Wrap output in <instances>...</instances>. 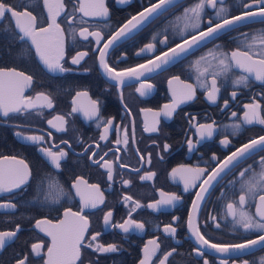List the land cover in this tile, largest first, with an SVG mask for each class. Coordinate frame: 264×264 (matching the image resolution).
<instances>
[{
	"label": "flooded vegetation",
	"instance_id": "flooded-vegetation-1",
	"mask_svg": "<svg viewBox=\"0 0 264 264\" xmlns=\"http://www.w3.org/2000/svg\"><path fill=\"white\" fill-rule=\"evenodd\" d=\"M15 11H23L25 8L36 17V27H47L51 23V15L43 0H3ZM53 10H58V0H51ZM91 0H63L64 10L57 16V23L63 31L65 59L64 67L69 69L65 73H50L41 62L30 39H20L19 28L15 25V18L9 12L0 18V69H16L33 77L32 84L24 91V96H31L36 101L37 93L49 95L53 102V108L37 107L36 109L22 110L19 113L10 114L5 118L0 114V157L15 156L24 160L30 167L31 177L28 183L21 189L5 192L0 195V204L13 203L14 209L0 208V232L15 231L17 225L20 231L6 246L0 250V264H17L19 259L27 257L26 264H46L47 248L51 245V237L35 227L40 219L51 220L58 223L64 219V211L71 208L73 212H81L88 218V230L85 234L84 246L81 248V258L77 264H140L145 258V246L151 249L153 245L149 241L155 240L159 249L155 255H151L149 264H160L163 256L175 249L166 264H203L207 258L209 264H261L264 260V245H257L246 250L242 254H217L213 250H205V257L197 256L195 248L198 246L188 228V219L191 215L193 223L199 226V230L212 240L213 243H242L246 239H255L258 233L245 232L238 225L234 226L231 217L225 219L226 203L234 202L241 193L242 179L259 174L264 169L259 163L264 157V151L257 152L244 160L231 172L224 175L223 179L206 194L203 201H197L198 211L193 210L192 203L196 200L195 193L199 187H189L184 191V184L178 178L173 179L171 171L181 165L192 168H206L209 172L217 167V160H224L231 152L235 151L252 138L264 135V125L255 123L242 124L245 105L257 103L260 116L264 118V81L249 76L247 82L237 85L235 81L242 75H246L243 69L233 66L221 74L218 61L212 56H207L211 51L218 55L220 52L230 55L232 51L260 52L257 44L253 49L247 46L253 37L264 34V20L254 21L237 26L230 31L219 35L206 46L195 50L164 69L145 73L139 78L126 79L121 87L111 80L99 64L98 51L92 38L84 41L78 36L81 27H88L89 31H100L105 39L115 30L125 24L132 16L142 11L143 8L156 3L158 0H126L120 4L117 0H104L108 8L107 17H87L79 12L81 4L87 6ZM200 0H183L157 15L140 30L122 39L113 49L106 50L107 63L115 67L117 71L145 64L148 59H154L181 41L180 33L185 31V25L190 21L185 16V9L193 7ZM249 0H217L216 8L206 5L201 20V28L207 27L206 21L213 19L217 22L215 13L220 8L227 9L226 16H231L243 11V4ZM74 16V23H67L66 15ZM190 26L185 34L195 32ZM76 34L75 39H73ZM54 38L55 32L53 30ZM167 36L168 44L160 43ZM155 38V39H154ZM103 43V42H102ZM149 43L156 45L151 54L138 55L140 49ZM219 46V47H217ZM77 52H88L79 65L71 63V57ZM201 56L207 58L201 62V72L208 69L206 83H211V73H216L217 87L220 89L215 103L207 99L205 78L197 80V70L193 62ZM225 63H229L228 60ZM173 76H179V81H173L170 86L168 81ZM146 82L153 85L147 95H141L137 89L140 84ZM184 84L196 86L195 98L179 105L170 118L162 114L157 117L164 105L172 104L173 89L179 93ZM204 84V86H202ZM87 91L88 97H76L77 92ZM123 98L121 99L120 93ZM236 92L233 98L232 93ZM179 99V96L176 97ZM90 100L99 102V117L88 119L81 111L73 112V108H79L81 104L87 105ZM228 106L224 107V101ZM130 109V113L125 109ZM150 109L151 111H145ZM235 112L237 115L232 116ZM64 116L66 123L55 121L54 117ZM113 119V127L107 134V139L100 140L104 134L103 120ZM159 123L156 124V120ZM53 120L63 131L53 128L47 123ZM218 126L213 137L205 138L196 149L189 151L186 141L192 139L193 143L200 139L196 131L199 123H212ZM241 124L239 130L232 126ZM19 126V127H18ZM118 126V127H117ZM155 126L158 131L149 132L146 128ZM128 129V143L124 145V129ZM134 128V137H133ZM21 131L25 136L42 135L44 142L33 144L23 141L14 135ZM51 133V135H47ZM227 136L230 143L227 146L221 141ZM121 140L120 145L115 141ZM67 142V144L62 143ZM170 147L165 150L164 145ZM89 145L93 147L89 152L85 149ZM40 148H51L53 151L63 150L67 157L61 163L59 171H54L49 161L42 156ZM119 148V152H116ZM92 152L104 155L106 160L113 161L114 165H127V167H114L113 180L108 181L106 169L98 166L90 158ZM149 154L151 157L149 163ZM117 157L119 158L117 161ZM143 157V159H141ZM162 157V159H161ZM251 166L244 178L239 173ZM138 171H134L137 170ZM148 172L156 175L151 180H141L140 177ZM207 175V173L205 174ZM82 177L87 185L98 184L104 195V203L96 208H83L79 195L72 185L75 180ZM49 178L59 181L65 191L58 203L43 201V193L38 191V186L43 184L46 191ZM202 177L201 179H203ZM123 180L131 181L125 185ZM235 181V183H230ZM199 185L200 181L196 182ZM85 186L82 185V188ZM161 192L176 193L181 201L175 207L162 206L160 210L149 208V204L161 199ZM264 194V189L258 188L255 199L249 198L243 206V211L256 214V205L259 195ZM131 196L133 201H140L141 208L135 209L132 202H125L124 196ZM238 210L240 206L238 205ZM83 209V210H82ZM113 212L111 223L118 224L128 219L131 211L132 219L144 223L143 230L131 229L125 233L121 229L105 226L103 217L106 212ZM216 217L220 223L217 228L210 220ZM178 218V219H175ZM172 224L176 228L175 236L164 233V226ZM96 233L100 235L95 241L91 237ZM91 242L92 247H88ZM33 244H42L43 249L39 256L32 250ZM115 244L118 251L101 253L96 250L97 245L107 246Z\"/></svg>",
	"mask_w": 264,
	"mask_h": 264
},
{
	"label": "snow or ice",
	"instance_id": "snow-or-ice-1",
	"mask_svg": "<svg viewBox=\"0 0 264 264\" xmlns=\"http://www.w3.org/2000/svg\"><path fill=\"white\" fill-rule=\"evenodd\" d=\"M118 3L123 4L126 0H117ZM176 0H158L157 3H150L149 7L143 8L137 15L132 16L125 24H123L118 29H115L108 37L105 39L104 35L100 31H89L88 27H81L78 32V36L84 41H88L92 38L96 45L95 51H98V60L100 66L106 72L108 77L115 81L119 86L125 84L126 79L139 78L144 76L145 73H150L158 69H164L167 65L179 61L180 59L193 54L195 50L206 46L208 43L216 39L221 33L232 30L233 28L239 26L242 23L252 21L254 18L259 17L264 19V0H249V2L243 4V11L239 15L226 16L225 13L227 9L220 8L215 13L216 23H213V19L209 18L206 21L207 28L203 30L201 28L202 15L204 13L206 5L211 8H216L217 0H200L191 8H186L185 16L190 21V24L185 25V31L180 33L181 43L175 44V47H168L167 51L162 52L161 55H156L154 59H148L145 64H139L136 67H130L117 71L115 67L110 66L107 63L108 52L106 50L113 49L122 39L130 36L134 31L140 30L156 15L160 14L162 11H166L168 7L173 6ZM222 2V0H221ZM44 5L48 8L51 15V23L47 27H36V17L32 15L26 8L23 11H15L9 5L0 0V18L5 16L6 12H9L12 17L15 18V25L19 28L20 32L18 35L20 39L25 38L30 39L32 45L35 47V51L38 54L41 62L46 67L50 73H65L69 69L64 67L63 61L65 59V47L63 38V29L60 24L57 23V16L60 15L61 11L64 10L63 0H58L56 8L58 10H53V5L51 0H43ZM79 12L83 13L87 17H107L108 8L105 5L104 0H91L85 6L81 4L79 7ZM66 19L67 23L71 26L74 23V16H70L67 13ZM195 29L193 33L185 32L188 27ZM53 30L55 32L54 38ZM76 34H74L73 39H75ZM155 39V38H154ZM103 42V43H102ZM160 43L167 46L168 38L164 37ZM257 44L264 49V34L259 37H253L252 42L248 44V48L251 50ZM156 45L154 43H149L140 49L138 55L144 53H153L155 51ZM219 47V46H217ZM88 56V52H77L71 57V63L73 65H79L81 61ZM207 56H212L213 59L218 61V67L220 73H226L232 66L243 69L246 75L240 76L235 83L237 85L247 82L249 76H254L255 79L264 81V50L260 52L250 51H240L236 49L229 54L220 52L216 55L213 52H209ZM207 57L201 56L199 59L193 62V67L197 70V80L200 81L201 77L205 78L207 99L215 103L218 99V93L220 89L217 87L216 73H211V83H206V77L209 74L208 69H204L203 72L200 71L199 65ZM228 60L229 63H225ZM179 76H173L171 80L168 81L169 85H172L173 81H179ZM33 77L27 75L24 72H18L16 69H0V114L3 117L8 118L10 114L19 113L22 110L36 109L37 107L53 108V102L49 95L41 92L36 94V101H42L41 104L33 102L31 96H24V91L29 88L32 84ZM204 86V84H202ZM153 85L146 82L140 84V88L137 91L141 95H147L152 89ZM173 103L164 105L160 113H157V117L161 114L165 117L170 118L173 112L179 107L180 104L187 101H191L196 95V86L193 84H184L183 89L178 93L176 89H173ZM121 99L123 98L122 92L120 93ZM232 97L236 96V92H233ZM179 96V99L176 97ZM76 97H88L87 91H81L76 93ZM228 106V101H224V107ZM246 111L243 113L242 124L252 125L259 123L264 125V118L260 116L258 109L260 105L257 103H251L244 106ZM125 109L130 113V109ZM81 111L83 115L92 119L94 117H99V102L95 100H90L89 104H81L79 108L74 107L73 112ZM145 111H151L147 109ZM237 114L232 113L235 117ZM55 121L66 123L64 116L54 117ZM104 124V134L100 136V140L104 141L107 139V134L113 127V119H107L102 121ZM47 123L53 128H57L59 131H63L62 126H58L53 122V120H48ZM156 124L159 123L157 119ZM19 127V126H18ZM118 127V126H117ZM196 131L199 134L200 139L193 143L192 139L186 141L189 151L197 148L202 140L205 138L213 137L214 133L217 131L218 126L215 121L212 123H199L196 126ZM235 130H239L241 124H234L232 126ZM149 132H156L158 129L153 126L146 128ZM125 139L123 141L124 145L128 143V129H124ZM14 135L19 137L23 141H28L33 144H41L44 142V136L42 135H30L25 136L23 132L16 131ZM51 135V133H47ZM134 137V128H133ZM67 144V142H62ZM230 143L227 136L221 141V144L227 146ZM116 145L121 144V140L117 139L115 141ZM93 147L98 148L99 145H89L85 149V152H89ZM170 146L168 144L164 145V149L167 150ZM116 152H119V148H116ZM264 151V135H260L257 138L250 139L247 143H244L235 151L231 152L224 160L220 161L215 154H213V159L217 160V167L213 168L210 172L206 168H192L190 166L181 165L179 168H173L171 171V176L173 179L178 178L184 184V191H188L189 187H199V191L195 193L196 200L192 203L193 210L198 211L199 205L197 201H203L206 194L214 187L215 184L219 183L223 179L224 175L231 172L233 168L237 167L244 160L250 156L256 154L257 152ZM42 156H44L53 167L54 171H59L61 168L62 161L67 157V152L63 150L53 151L51 148H40ZM104 155H99L97 152H92L90 158L98 166L106 169V175L109 182L113 180V170L114 167L118 166L121 168L127 167V165H114L113 161L106 160ZM117 157V161H118ZM143 159V157H141ZM149 163L151 160L149 154ZM162 159V157H161ZM10 161L8 165H4L3 162ZM261 168L264 169V157L260 158L259 161ZM134 171H138L134 170ZM251 171V166L244 169L239 173L241 178H244L247 172ZM207 173V175H205ZM156 174L154 172H148L141 176V180H151ZM31 176V172L28 165L23 160H17L15 156H3L0 158V193L12 192L13 190L21 189L25 186ZM204 177L203 179H201ZM197 181H200L197 185ZM123 184L128 185L131 183L129 180H123ZM230 183H235L231 181ZM82 185L85 187L82 188ZM75 188L76 194L79 195L83 203V208H96L98 205L104 203L103 192L100 191V186L98 184L87 185V182L79 177L75 180L72 185ZM264 189V171L259 174H253L247 179H242L240 185V191L243 194L238 196V199L231 203H226L225 205V219L231 217L234 226L238 225L245 232H256L255 239H246L242 243H213L211 239L206 238V236L199 230V226L193 223V218L190 215L188 219V228L193 236L196 244L195 252L199 257H205V250L211 249L217 254H242L246 250L254 248L257 245H264V194L259 195V200L256 205V214L252 215L246 211H243V206L248 203L249 198L255 199L257 189ZM38 191L43 193V201H51L53 203H58L59 199L65 195V191L59 184L58 180L49 178L47 190L43 188V184L38 186ZM123 200L125 202H132L133 208H141L142 205L140 201H133L131 196H124ZM181 201V197L176 193H163L161 192V199L157 200L153 204H149L148 207L160 210L162 206L175 207L178 202ZM240 206L238 210L237 206ZM16 207L13 203L0 204V208L14 209ZM83 210V209H82ZM64 219L59 220L57 224H53L51 220L40 219L36 221L35 227L41 232L47 233L51 237V245L47 248V261L46 264H77L81 258V248L84 246L85 234L88 230V218L81 214V212H73L71 208L64 211ZM113 212L109 210L105 213L103 217V222L105 226H110L113 228H119L123 232L127 233L131 229L143 230L144 223L138 222L132 219L131 211L129 212L128 219L124 220L122 223L114 224L111 223ZM178 219L174 217V220ZM210 220L215 224L217 228L220 227V223L217 221L216 217H210ZM20 231V226L17 225L15 231L0 232V250H2L8 241L16 237L17 232ZM164 233L175 236L176 228L172 224H167L163 229ZM100 233H96L91 237L92 241H95ZM149 244L153 245L151 251L147 246H145V258L140 261V264H149V259L151 255H155L156 250L159 249V244L155 241H149ZM88 247H92L91 242L88 243ZM43 249L42 244H33L32 250L35 255L39 256ZM96 250L101 253H110L118 251L115 244H109L107 246L97 245ZM176 250L166 253L163 259L160 260V264H166L169 257L173 255ZM27 257L19 259L17 264H26ZM203 264H209L207 258H204ZM227 264V261L224 262ZM247 264V261H245ZM264 264V260L261 261Z\"/></svg>",
	"mask_w": 264,
	"mask_h": 264
},
{
	"label": "water",
	"instance_id": "water-1",
	"mask_svg": "<svg viewBox=\"0 0 264 264\" xmlns=\"http://www.w3.org/2000/svg\"><path fill=\"white\" fill-rule=\"evenodd\" d=\"M181 1H183V0H176L175 4L178 3V2H181ZM219 1H221V0H219ZM222 1H223V0H222ZM156 3H157V2H156ZM175 4H174V5H175ZM148 7H149V6H148ZM170 7H171V6H170ZM170 7H168V8H170ZM168 8H167V9H168ZM162 12H164V11H162ZM162 12H161V13H162ZM138 13H139V12H138ZM138 13H137V14H138ZM240 13H241V12H239V13H237V14H234V15H239ZM137 14H136V15H137ZM158 15H159V14H158ZM156 16H157V15H156ZM156 16H155V17H156ZM229 17H230V16H229ZM260 20H264V19H261V18H259V17H256V18H254L252 21L245 22V23H242V24H240V25H244V24H247V23H251V22H254V21H260ZM240 25H239V26H240ZM206 28H207V27H206ZM206 28L203 29V30H206ZM134 32H136V31H134ZM134 32H133V33H134ZM223 33H224V32H223ZM223 33H221V34H223ZM221 34H220V35H221ZM178 43H181V41L178 42ZM173 47H175V45H174ZM171 64H172V63H171ZM169 65H170V64H169ZM169 65H167V66H169ZM167 66H166V67H167ZM158 70H160V69H158ZM2 157H3V156H2ZM2 157H0V158H2ZM9 157H11V156H9ZM17 160H22V159H20V158L17 157ZM23 161H24V160H23ZM24 162H25V161H24ZM10 163H11L10 161H5V162H3L4 165H8V164H10ZM25 163H26V162H25ZM26 164H27V163H26ZM27 165H28V164H27ZM28 168H29V170H30V167H29V166H28ZM30 172H31V171H30ZM30 177H31V176H30ZM1 194H3V193H0V195H1ZM53 224H56V223H53ZM1 232H6V231H1ZM12 239H13V238H12ZM12 239H11V240H12ZM11 240H10V241H11ZM10 241H8V242H10Z\"/></svg>",
	"mask_w": 264,
	"mask_h": 264
}]
</instances>
